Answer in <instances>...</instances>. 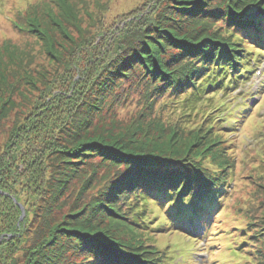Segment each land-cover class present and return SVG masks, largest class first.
I'll return each mask as SVG.
<instances>
[{"label": "trees", "instance_id": "trees-1", "mask_svg": "<svg viewBox=\"0 0 264 264\" xmlns=\"http://www.w3.org/2000/svg\"><path fill=\"white\" fill-rule=\"evenodd\" d=\"M48 1L30 0L15 29L38 35ZM151 3L118 18L103 51L80 55L75 48L95 42L89 29L77 30L78 42L54 56L52 73L38 77L34 117L14 124L12 150L0 154V264H171L175 238L156 243L154 235L179 232L191 246L208 237L220 211L233 216L225 201L236 191L228 154L234 144L220 138L236 134L227 124V97L250 74L253 56L264 54V0ZM100 14L89 27L103 23ZM20 80L26 78L0 89L18 92ZM128 105L139 108L122 120L115 109ZM14 107L9 94L0 96V118ZM31 199L42 205L32 235ZM259 204L260 217L248 216L244 227L236 226L238 216L231 219L246 238L223 251L228 264L242 257L230 258L234 251L247 259L246 248L264 264V200Z\"/></svg>", "mask_w": 264, "mask_h": 264}, {"label": "rangeland", "instance_id": "rangeland-1", "mask_svg": "<svg viewBox=\"0 0 264 264\" xmlns=\"http://www.w3.org/2000/svg\"><path fill=\"white\" fill-rule=\"evenodd\" d=\"M29 1L0 0V86L2 87L6 83L11 84L17 76H20V78L25 77L27 80H20V90L18 92H10L11 90L8 87L7 89H0V96L5 97L9 94L15 105L7 117L0 118V154L12 148L8 142L11 139L14 124L28 122L30 117H34L32 114L36 111L32 109L30 100H34L40 94L39 90L36 89L40 86L41 90V85L38 84L37 79L39 76H47L49 72L52 73L51 70L55 67L54 56H61L64 50L68 49L71 40L78 42L79 34L77 30L89 29L87 35H90V40L95 42L94 45L89 43L87 48H75L80 49V55L83 54V51L86 52V49H89L91 54L103 51L102 46L106 41L115 37L117 29L115 21L118 18L128 16L137 10L146 12V9H149L152 4L151 0H49L45 6L44 16L38 21V24L40 23L37 28L38 35L31 36L28 33H21L18 29H15L16 27L13 24V21L18 19V16H16L18 11L25 8ZM97 13L103 15V23L97 24L95 27H89L90 19H94ZM5 44H8L9 47L2 48ZM250 48L251 46L246 45L247 50H250ZM253 57L255 58V56ZM256 59L259 61V66L253 64L255 65L254 68L255 70L256 67L261 68V73L250 78L244 89H246V92L252 91L253 94L249 93L250 97L255 96V91L258 88L262 93L260 95L259 93L256 94L258 96L251 100L248 99L249 103L245 110L236 109L234 113H230V117H227L229 122L227 124L235 125L232 128L236 129V134L224 132L220 138L225 145L234 144L232 145L234 150L228 152V154L235 162H233V170H235L233 184L236 191L233 194V199L225 201L233 216H227L225 212L220 211L209 224L208 237L204 239L203 237L193 238L191 246L186 244L188 240L190 241L186 238L187 235L185 237V235L177 232H171L163 238L161 234L153 236L156 238V243H159L160 240L164 242L166 238L170 242L172 238H175L172 240V252L179 264H184L186 257L190 254L191 257L187 258L189 259L187 264H228L227 255L223 251L228 248L229 244L234 242V245L238 246L246 238L243 233H239L236 228L232 227L235 224L232 223L231 219L238 216L241 221L236 226L240 228L250 221L248 216H253V220L257 219L255 216L260 217L261 205L259 203L264 200V191L258 188L260 183H264V177H261L264 176V56H257ZM29 74L32 81L26 77ZM1 78L5 79L1 80ZM33 85L35 88H32ZM227 101L231 105L234 104L230 98ZM138 108L134 109L131 105L122 108L117 106L115 111L120 119L127 120L136 113ZM230 109H232V106ZM211 113L215 116L218 114L217 110L211 111ZM226 114H229V112L227 111ZM233 117L236 122H232ZM188 126L190 127V125ZM220 128H225V125ZM29 139H32L33 143L32 134ZM26 144L27 149L38 151V148L33 146L34 144L31 145L30 142ZM93 162H98V158H94ZM72 199L70 197L69 200ZM30 202H32L30 208L34 209V214L30 211L31 221L30 224L27 222L26 225H28L29 234L32 235L33 228L41 222L42 218L40 219L37 215L41 214L42 209L40 208H42V205H38L40 203L38 199H31ZM22 209L21 206L22 217L20 219H24ZM67 209L68 206H64L61 213L65 214ZM226 230L233 235L239 234V236L230 238ZM176 238L181 239V241L179 242ZM242 245L243 248L251 244L244 243ZM246 249L241 252L247 254V259L244 254L237 256L235 251L229 253V256L230 258L242 256L241 260L235 259L236 264H256L257 261L254 257L257 260L259 257L255 254V249H249L250 252H247ZM171 264L177 263L172 262Z\"/></svg>", "mask_w": 264, "mask_h": 264}]
</instances>
